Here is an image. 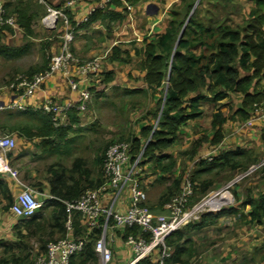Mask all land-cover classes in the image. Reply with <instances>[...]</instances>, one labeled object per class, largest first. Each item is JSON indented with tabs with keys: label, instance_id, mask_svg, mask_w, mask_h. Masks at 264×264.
Here are the masks:
<instances>
[{
	"label": "trees",
	"instance_id": "obj_1",
	"mask_svg": "<svg viewBox=\"0 0 264 264\" xmlns=\"http://www.w3.org/2000/svg\"><path fill=\"white\" fill-rule=\"evenodd\" d=\"M139 1L109 0L104 4L105 6L97 7L87 20L79 25L72 21L67 10L64 13L69 21L71 32L87 29L103 21L108 22L107 30L110 32V25L120 23L123 16L109 9L121 8L123 4L134 6ZM204 1L200 0L198 6ZM226 1L231 2V0ZM32 2V0H13L12 3L2 5L4 14L0 16L3 22L9 17L14 18L17 28L22 29L26 39L34 37L32 24L38 18V12L32 7ZM251 2H253V7L241 28L226 23L229 15L228 8H226L228 4L223 1L218 2L221 6L220 12H217L219 7L213 5V10L205 11L203 18L199 19L197 9H194L190 15L195 0H180L179 5H173L168 11L165 33L153 40L144 41L143 60L140 67L146 73L144 84L147 90L146 92L126 90L124 93L130 96L145 95L147 92L152 96L157 95L154 109L147 113V116L152 117L156 124L155 126L141 125L139 136L125 143L131 146L132 159L142 153L141 166L151 164V175L156 177V182L163 181L164 183L166 177L172 176L176 163L165 152L177 142L179 129L202 115V107L205 103L214 107L211 116L213 132L209 139L205 138L200 142H208L214 146L223 140L224 127L228 121L236 117L244 122L249 117L253 105L262 100V92L258 88L264 81V0H251ZM124 12L126 11L123 10ZM3 22L0 23V34L3 30L11 34L13 29ZM199 47L204 49L202 53L196 54L194 50ZM29 48V44L18 49L1 44L0 57L7 61L17 60L26 55ZM124 54L114 48L108 62L121 63L123 62L121 57ZM49 63V56L44 55L41 66L30 69L22 76L30 79L33 75L43 73L48 70ZM99 80L101 84H111L113 75L112 73H101ZM91 91L94 90L89 89V92ZM94 96L99 98L97 93ZM235 96H240L241 99L236 106V111L233 112L232 102ZM24 115H30L39 125L34 129L27 126L18 127L15 129L16 132L29 139H40V146L46 153L67 155V152L61 151L59 147L72 143V140L66 138L73 131L72 128L79 125L80 112L71 110L68 113L69 125L60 128L54 127L50 116L33 114L27 110ZM261 142L264 146V132L261 135ZM199 144L201 143L198 142L196 147ZM194 148L187 153V158L192 161L195 155ZM106 149L107 146L99 149L90 169L84 161L76 159L72 169L68 171L69 176H66L65 170L49 171L51 178L48 183L52 200L47 202L39 214L19 222L17 230L21 228L26 235H23V231L17 232L16 243L0 241L3 254L11 256L0 258V264H33L29 262V253L23 255L24 249L18 243V239L37 240L38 254L41 255L45 251L48 240L65 238L64 224L67 212L64 203L74 201L84 191L94 190L104 183L103 160ZM258 160L259 158L253 151L236 149L220 153L212 157L210 161L195 162L193 164L195 170L188 176L193 190L190 201H198L215 187L211 177L217 178L223 173L231 175L238 171L245 174L252 165L258 163ZM250 175L251 173L243 179ZM183 177L178 176L170 187L165 189L159 200L160 209L179 194ZM141 189H143L142 185ZM0 191L4 196L8 195L7 187L2 181H0ZM249 192L247 191L245 201L237 208L225 207L217 212L205 213L197 222L189 224L182 231L173 233L166 240L169 257L165 264H189L190 260L198 254L193 246L192 233L189 232L200 231L215 225L221 218L234 216L236 226L264 224V192L256 197ZM225 199L226 197L221 195L218 201L221 203ZM246 207L250 208L248 213L240 214V210ZM49 209V217L45 222L43 212ZM148 209L153 212L152 207ZM71 223L73 237L85 238L82 234L84 228L80 225L78 214H72ZM137 232L136 227L125 229L123 237L130 233L136 235ZM100 233L95 230L92 235L86 237L84 249L73 256L69 264H100L93 249ZM135 264L154 263L150 259H143Z\"/></svg>",
	"mask_w": 264,
	"mask_h": 264
},
{
	"label": "crops",
	"instance_id": "obj_2",
	"mask_svg": "<svg viewBox=\"0 0 264 264\" xmlns=\"http://www.w3.org/2000/svg\"><path fill=\"white\" fill-rule=\"evenodd\" d=\"M45 1L52 8H59L61 6L66 5L68 2H72L71 6L68 7L67 11L71 15L72 21L76 25L84 23L87 20L88 16L97 7H102L107 2V0H101L99 2H96L95 0H45ZM12 2L13 0H0V5H6ZM179 4H180V0H140L139 3L134 6L123 4L121 8L109 9L114 12H118L122 14L123 19L120 23L111 24L110 32H108L107 30L108 28L107 21L97 22L91 25L90 27H88L87 29L76 31L75 32V35H77L76 41L73 44V40H72L71 46L73 44L74 48H76L75 46L83 45L82 49L79 50L80 52L78 51L79 55L81 54L84 55V53L88 54L93 52H95V54L98 55L102 50H104L102 49V47H104L108 43L109 46L107 47V49L101 52L103 55L96 56L95 58V59H99L101 67H102V61L107 62L108 58L112 55V50L114 48H117L121 52L125 53L121 57L123 62L110 63L114 67L109 68V70L106 73H112V75L113 74L115 75V72L118 73L121 70L120 68H123L124 71L126 72L125 74L126 79L124 80H127V78L131 74L137 73L135 68H132L130 66L131 63L136 62L137 69L140 73L139 75L140 87L137 88V90H144L146 92L147 89L144 84V77L146 73L142 71L140 67V63L143 60V54H142L144 47L143 43L145 40L147 41L153 40L165 33L168 22V11L173 5H179ZM209 4H211V1L205 0L204 3L198 7L202 10L204 5H209ZM213 5L217 6V1L216 4L214 2ZM218 7H219L218 10H221L220 4H218ZM123 10L126 12L123 13ZM42 16L43 15L41 14V12H38L37 19L42 18ZM201 18L203 17L199 16V19ZM60 27L61 25L58 27V29ZM0 38H1L0 39L1 44L13 49L21 48L23 45V41H25L26 39L24 36V32L20 28L14 29L11 34L8 33L6 30H3L0 34ZM25 42H24L25 45L26 44L30 45L28 41ZM61 42H60V46H61ZM60 46L57 49L56 45H54L53 43L50 44L49 41V43L46 46L52 52V54L50 53V56L48 55L49 59H51L53 56H56L60 52ZM203 49L204 48L199 47L196 48L194 52L196 54H200L202 53ZM13 61H7L4 60L2 57H0L1 63H5V62L10 63ZM75 73L76 70L74 67L71 68L67 74H63L61 72L50 73L46 77L43 85H41L30 96H22L21 92L16 95L11 93V91L7 89L5 90L0 89V134L11 135L15 140V147L13 150H11L10 152H0V181L5 183L8 191L7 196H4L0 191V241H2L3 243H10V244L16 243L17 242L16 233L19 231H23L21 228L17 230V227H19L18 224L19 222L22 221V219L15 217L9 210L11 205L16 203V198L21 192L25 190H31L33 192V196L35 200L41 205V207L38 209L35 215L39 214V211L46 206L47 202L52 200L50 194V185L48 183L49 179L51 178V174L48 171L45 177L40 178L38 176L37 169L35 168V166L37 164V161L42 156L45 155L53 156L55 154L46 153V151L43 150V148L40 146V142H41L40 139L26 138L25 136H22L18 132H16L15 129H17L18 127L22 128L26 126L29 127L30 129L31 128L34 129L39 125L38 123H36L34 119L30 117V115L29 116L24 115L26 110L31 111L33 114H41V115L49 116L42 112L37 111V109L46 102L62 104L68 101H77L78 95L70 91L68 84V80L70 76L73 74L75 75ZM5 76H7V73H0V83H1V78ZM113 81H115L114 77H113ZM113 81L110 84L111 86H115ZM124 83H126V81ZM129 83L132 82L129 81L126 84ZM89 86H92L90 80L87 79L80 80L81 89L89 90L88 89ZM133 89L135 90L136 88ZM258 89L263 94L264 81L260 83ZM147 95L150 94L147 92ZM152 97H153V101H155L156 100L155 96ZM205 105L211 106L210 115L207 120L209 122L208 123L210 129L209 131L213 132V129L211 127V121H212L211 116L214 107L209 103H205L203 107H205ZM236 106L233 107V112L236 111ZM203 107H202V115L193 121H189L185 126H182L179 129L177 142L169 150L165 152L167 155L171 156L176 163L172 176H177V177L180 176L181 166L182 169H184V167H186L187 164H190V162L192 163L191 164L192 170H195V166H193L195 160L192 162V160L188 159L187 153L190 151L192 147L191 143H193L194 141L193 139L194 138L196 139L199 136L195 132L197 130H194L193 128L195 126L198 127V125L206 115L205 112H203ZM68 125H69V118L67 115L64 122V126L62 127H66ZM76 127H73L72 129ZM55 128H60V127H55ZM263 132H264V124H255L251 128H244L243 122L238 120L236 117H233L232 120L228 121L225 124L223 140L219 144L214 146L210 144H204L203 146H200L199 150L195 152L194 159H196V156L197 155L199 156V154L215 157L220 153L230 152L236 149L243 150L247 146L248 142H253L256 143L257 145H259L260 143L261 147H263L264 149V146L262 145L261 142V135ZM68 135L66 139L73 141V139H68ZM211 135L212 134H210L208 138H210ZM182 140L183 143H181ZM206 147H209V150H207ZM246 150H251V149L248 148ZM254 154L256 156H259V154L256 151H254ZM148 164L150 163H147V165ZM257 169L255 170V172L257 171ZM142 177L143 175L141 173V175L139 176V180L142 181ZM183 179H185V177ZM258 181H262L263 183L262 179ZM142 184L143 182H141V185ZM263 188H264V183L262 189ZM262 192H264V189L261 191V193ZM110 194L111 192L107 191L101 196L102 205H104L105 207L109 206L111 203ZM127 195L130 197L129 192ZM127 195H125L124 197H122L121 195L122 198L120 197V199L116 201L114 205V208L119 212L126 211L130 204V198ZM241 195L242 193L241 194L239 193L237 195L238 197L237 198L238 200L236 201L237 206L243 203ZM233 208H237V207H233ZM249 210L250 208H248V210L245 213L243 210H240L239 213L246 214L248 213ZM263 226L264 224L260 226L255 224L236 226L235 217L228 216L218 220V222L215 225L208 226L200 230L202 232L206 230H210L218 236L217 238H220L218 239L219 241L217 240L216 242H214V245L212 246L211 250H209V256L207 260L204 263L202 262V264H235V262H238V264H243V257L244 258L246 257L248 259L251 258V254L253 252V248H252L253 243L260 242V239H256L258 237L256 236L255 232L257 231L259 232V230H262ZM94 232L95 230L91 231V230L83 229L82 234L83 237L86 238L92 235ZM123 233L124 231H118V232L112 231L111 233L110 230H107L105 236L106 241L109 243L111 253H113L112 259L108 264H130L132 260V253L130 249L126 247L124 244L125 237H123ZM192 233L198 234L195 231H193ZM243 235H247L245 237L244 242H243ZM207 236L208 238H210L208 234ZM262 242H264V239ZM211 243L213 242H210L208 245H210ZM1 250L2 249L0 248V252Z\"/></svg>",
	"mask_w": 264,
	"mask_h": 264
},
{
	"label": "built area",
	"instance_id": "obj_3",
	"mask_svg": "<svg viewBox=\"0 0 264 264\" xmlns=\"http://www.w3.org/2000/svg\"><path fill=\"white\" fill-rule=\"evenodd\" d=\"M71 4L72 2H68L61 8L46 7L47 15L41 20L42 26L48 31H54L58 22L66 29L63 36L59 37L62 41L60 52L50 59L48 70L33 75L30 79L16 77L7 88L5 87L13 94L17 95L21 92L22 96H30L43 85L50 73L66 72L72 64L75 65L76 76L68 84L70 91L78 95L77 101H68L62 104L46 102L37 109V111L50 116L54 127L64 126L65 119L71 110L80 113L85 110L88 91L81 89L80 80H89L90 76L98 73L100 67L99 59L81 64L74 59L70 52L73 37L64 11ZM3 14L2 6H0V16ZM2 22L0 17V23ZM3 23L13 30L17 28L12 17L7 18ZM255 124H264V92L262 100L253 105L249 117L243 122L244 128H251ZM14 147L15 140L11 135L0 136V152H10ZM141 156L142 153L132 159L131 146L125 142L114 143L108 147L103 160L104 183L97 189L84 191L78 199L64 203L67 212L64 224L65 238L48 242L45 245L44 253L37 258L36 264H69L73 256L82 252L85 246V238L72 237V214L79 215L82 228L101 231L93 248L100 264H108L112 259L111 249L105 237L107 230L112 233V231H124L133 227L138 229L137 234L130 233L124 240L125 246L132 253L130 264H135L143 259H150L154 264H165L169 257L166 240L173 233L197 222L205 213L217 212L222 207L231 205L229 199L223 200L221 203H214L215 198H210L189 207L193 190L190 181L186 178L182 182L179 194L164 205V213L155 214L145 206L146 195L141 189L139 180V176L143 172ZM211 159V156H205L202 160L210 161ZM254 169L253 166L245 174L238 175L233 179L226 187L225 194H228L227 189L252 173ZM126 188L130 193V204L126 211L119 212L114 208V205ZM107 191L111 192V203L105 207L102 205L101 196ZM40 207L41 205L35 200L33 192L25 190L17 196L16 203L11 205L9 210L15 217L28 220L35 216Z\"/></svg>",
	"mask_w": 264,
	"mask_h": 264
},
{
	"label": "rangeland",
	"instance_id": "obj_4",
	"mask_svg": "<svg viewBox=\"0 0 264 264\" xmlns=\"http://www.w3.org/2000/svg\"><path fill=\"white\" fill-rule=\"evenodd\" d=\"M33 5L32 7L34 10L36 9L37 12H41L43 15L42 18L36 19L33 23V30H34V37L32 40L25 39V41H28L30 43V48L28 49V54L21 57V59H18L16 61L10 62V63H1L0 62V73H7V76L1 78L0 83V89L5 90V87L10 84L11 81H13L16 77H23L25 73H27L30 69L41 66L43 62V53L45 56H50V53L52 52L48 49L47 44L50 41V44L56 45V48L60 46V38L65 33V29L60 26V23L58 22L55 25L54 31H48L42 26L41 20L47 15L46 7H51L46 3L45 0H32ZM200 0H195L194 3V9H197L198 17L204 16V11L213 10V4L217 1L218 2H225L228 4L226 8H228V21L226 22L228 25L236 26V27H243V24L245 22V19L250 11V9L253 7V2L251 0H231V2L228 3L226 0H210L211 4L204 5L202 10L198 7V3ZM210 3V2H209ZM2 6V5H0ZM36 6V7H35ZM52 8V7H51ZM199 8V9H198ZM206 9V10H205ZM217 12H220V10H217ZM210 16V13H209ZM221 17V16H220ZM15 20V19H14ZM203 21V20H200ZM71 30V29H70ZM56 33V34H55ZM73 44L76 41L77 35H75V32L73 34ZM25 41H23L22 47L25 45ZM25 42V43H24ZM70 45L72 55L74 59H76L79 63L84 64L87 63L93 59L96 58V56L103 55L101 52L105 51L109 44L107 43L104 47H102V50L98 55L93 53H84L79 55V50L82 49L83 45L81 46H74ZM61 49V46H60ZM75 50V52H74ZM79 51V52H78ZM132 68H135L137 73L131 74L127 80L125 78L126 72L123 68H120L121 70L117 73L115 72L114 77V84L115 86H111L110 84L104 85L100 83V75L102 72L106 73L109 68H113L114 66L111 65L108 61H102V67H99L98 73L96 75L90 76L89 80L91 82L92 86H89L88 89H93L94 91L89 92L88 91V101L86 103V108L83 112L79 115V125L78 127L74 128L72 132L69 133L68 139H73L72 144L65 146L61 145L60 149L61 151L68 152V155L60 156V155H45L42 156L35 166L37 169L38 176L40 178L45 177L46 173L48 171L52 170H65L66 176H69L68 171L72 169L73 163L76 159H80L86 163V166L90 169L92 168V161L94 160L95 156L98 154L99 149H102L107 146L108 147L111 144L118 143V142H127L132 140L133 138H136L139 136V127L141 125H151L155 126V121L152 117L147 116V113L149 111H152L154 109L155 101H153L152 95H136V96H130L124 93V91H134L133 88L140 87L139 84V71L137 69L136 62L131 63L130 65ZM75 68V65H71V68ZM69 69V70H70ZM68 71H61L63 74H67ZM116 71V70H115ZM75 75H71L69 81H73L75 78ZM26 78V77H23ZM131 81L132 83L126 84ZM12 83V82H11ZM89 83V82H88ZM126 87V88H125ZM130 88V89H128ZM2 91V90H1ZM99 95V98H95V94ZM155 98H157V95H155ZM240 97L235 96L234 101L232 102L233 106H236L239 103ZM76 102V101H74ZM211 106L205 105L203 107V112H205V117L202 119L198 127H194V130L199 136L195 139H193V143H191V149L196 152L199 150L200 146H203L204 144H209L208 142H200L203 141V139L208 138L212 132L209 130L208 125V117L210 115ZM213 112V111H212ZM210 133V134H209ZM209 134V135H208ZM0 136H3L0 134ZM197 141V143H196ZM199 143L197 147L196 145ZM183 143V140L182 142ZM207 150H209V147H206ZM251 149V151H256L259 156L258 163L255 165H252L255 167V169L252 171V175L246 177L245 179L238 180L235 184L236 186H232L228 191V198L231 205L225 206V207H238L236 205V196L240 193H242V201H245V195L247 191H250L249 193L256 197L262 189L263 183H264V149L261 147V144L257 145L253 142H248L247 146L244 149ZM106 149V151H107ZM105 151V153H106ZM182 152V151H181ZM198 156V155H197ZM195 160V162H198L199 160L204 159L205 155L199 154V156ZM192 161V162H193ZM190 164H187L184 169H182V166L180 168V175L184 176L185 179L187 178L189 180V177L192 173V166ZM251 166V167H252ZM144 168V169H143ZM258 168V169H257ZM257 171L255 172V170ZM142 188L146 195V201L145 206L147 208H153V212L156 214H162L164 213V206H159V200L162 194L164 193L165 189L170 187L171 183L174 181V179L177 178V176H171L166 177V179L161 183H158L155 181L156 177L151 175V164H145L144 167H142ZM255 172V173H254ZM244 173V172H243ZM254 173V174H253ZM241 175V171L234 172L231 175L227 173H223L217 178L211 177V180L214 182V188L207 192V194L199 198L198 201L191 200L189 203V207H193L197 204H200L204 200H208L210 198H215L216 200L221 196H225V189L229 185L232 180L238 176ZM183 177V178H184ZM185 179H182L185 180ZM263 180L258 181V180ZM232 188V189H231ZM250 188V189H248ZM247 189V190H246ZM237 190V192H236ZM252 191V192H251ZM128 194V188L124 191L122 194V197ZM128 196V195H127ZM121 197V198H122ZM129 197V196H128ZM130 198V197H129ZM238 198V197H237ZM167 204V203H166ZM165 204V205H166ZM222 207L221 209L225 208ZM220 209V210H221ZM248 210V207H246L243 211L244 213ZM49 212L44 211V219L45 222L47 221L49 217ZM264 226L262 227V230H259V232H255L256 236L260 239L259 243H253V252L251 254V258H244L243 257V264H264ZM182 231V230H181ZM261 232V233H260ZM23 235H26L24 231L22 232ZM189 233H192L190 231ZM198 234L192 233L193 236V246L194 249L197 250L198 254L197 257L194 256L189 264H202L204 263L208 256H209V250H211L212 246L214 245V242H216L218 239V236L214 234L210 230L206 231H196ZM206 234V235H205ZM207 234L210 238H208ZM247 235H243V242L245 240V237ZM29 238V237H28ZM222 240V239H221ZM18 243L22 245V248L24 249L23 255L25 253H29V262H32L33 264H36L37 258L40 256L39 253V245L37 243V240L35 239H18ZM56 241V240H54ZM219 241V240H218ZM48 242H52L49 241ZM47 242V243H48ZM210 242V245H208ZM262 242V243H261ZM46 243V244H47ZM113 255V253H112ZM3 257H11L10 255H4L3 250L0 252V258ZM240 263V262H239ZM235 264H238V262H235Z\"/></svg>",
	"mask_w": 264,
	"mask_h": 264
},
{
	"label": "bare ground",
	"instance_id": "obj_5",
	"mask_svg": "<svg viewBox=\"0 0 264 264\" xmlns=\"http://www.w3.org/2000/svg\"><path fill=\"white\" fill-rule=\"evenodd\" d=\"M226 198H228L227 194H226ZM214 203H219L218 199L217 200L215 199Z\"/></svg>",
	"mask_w": 264,
	"mask_h": 264
},
{
	"label": "water",
	"instance_id": "obj_6",
	"mask_svg": "<svg viewBox=\"0 0 264 264\" xmlns=\"http://www.w3.org/2000/svg\"><path fill=\"white\" fill-rule=\"evenodd\" d=\"M193 10H194V8H193L192 11L190 12V15L192 14Z\"/></svg>",
	"mask_w": 264,
	"mask_h": 264
}]
</instances>
